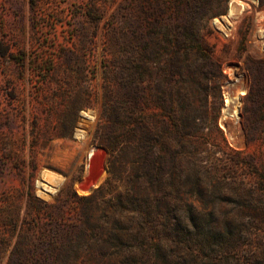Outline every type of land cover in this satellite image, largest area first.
<instances>
[{
  "label": "rangeland",
  "instance_id": "obj_1",
  "mask_svg": "<svg viewBox=\"0 0 264 264\" xmlns=\"http://www.w3.org/2000/svg\"><path fill=\"white\" fill-rule=\"evenodd\" d=\"M236 1L0 0V264H264V96L248 97L264 75V5ZM129 80L146 96L132 125L178 133L166 171L182 183L181 224L163 236L150 224L142 236L135 213L129 236H108L104 201L81 200L109 177L97 133Z\"/></svg>",
  "mask_w": 264,
  "mask_h": 264
},
{
  "label": "trees",
  "instance_id": "obj_2",
  "mask_svg": "<svg viewBox=\"0 0 264 264\" xmlns=\"http://www.w3.org/2000/svg\"><path fill=\"white\" fill-rule=\"evenodd\" d=\"M261 2L264 5V0ZM259 65V68L264 71V62ZM128 86L134 94L124 97L123 108H119L115 103L112 104L109 109L110 123L101 128L102 132L97 133L100 144L109 153L107 161L109 177L94 191L93 195L89 198H81V200L90 201L96 208L102 207L100 200L104 201L105 206L102 207V211L109 210L114 219L111 230L107 232L108 236H129L127 234H131L129 223L121 222L125 218L124 215L129 213L139 216L140 226L144 232L142 236H146L145 233L147 234L149 230L146 227L147 224L152 225L157 236H163L164 233L174 232L181 224L182 183L176 174L172 173L168 177L166 171V163L171 170L179 163V153L171 146V142L176 140L178 133H173L167 125L165 131H168V135L164 139L154 130L153 122L140 120L133 126L132 113L144 110L146 96L141 82L129 80ZM263 96L264 75L260 77L255 74L248 97L254 98L256 102ZM166 112L173 114V108L170 107ZM121 113L123 118L128 119V122L125 123L121 133H118V119ZM136 130L140 133L138 138ZM252 130L255 132L258 129L253 128ZM121 137L123 140H120ZM162 143L165 145L167 157L156 149ZM123 174L126 175L125 192L119 193L116 191ZM259 190L260 200L264 203V183ZM108 195L112 197L107 198ZM85 217L87 219L88 216ZM163 220L173 222V224L162 227L160 224ZM98 229L101 235L105 231L100 227ZM76 261V257L72 258L68 264H75Z\"/></svg>",
  "mask_w": 264,
  "mask_h": 264
},
{
  "label": "bare ground",
  "instance_id": "obj_3",
  "mask_svg": "<svg viewBox=\"0 0 264 264\" xmlns=\"http://www.w3.org/2000/svg\"><path fill=\"white\" fill-rule=\"evenodd\" d=\"M236 1V0H235ZM255 1V0H254ZM238 1H236V3H237ZM241 3V2H240ZM240 5V4H239ZM243 8L245 9V6H243L242 4H241V7L240 8H238V3H237V5H233L232 4V6H231V8H230V11H229V16L228 17H226L225 18V21H226V23H230V24H232L233 23V21H231V19L233 20L234 18H235V16H237L238 15V13L239 12H241L242 10H243ZM236 19V18H235ZM244 94V91L243 90H240V95H243ZM239 99V96H237V98H235V100H238ZM237 102V101H236ZM230 102L228 101V104H229ZM229 109H230V107H229ZM236 109H237V107L235 108V111H234V114H236L237 112H236ZM230 111L229 110H227V113H226V115H225V117L227 116V115H230V113H229ZM84 118L85 119H87V120H92L93 119V117L92 116H90L89 114H84ZM85 132L84 131H82V130H78V137H79V139H84L85 138ZM95 156V151L94 150H91L90 152H89V159L90 160H92L93 159V157ZM94 161V160H93ZM91 163V162H90ZM91 166V165H90ZM52 182V181H51ZM55 187H57L58 185H59V183L58 182H55ZM40 186V189H41V191L39 192L40 194H54L55 192H56V188H54V186H47L46 184H40L39 185Z\"/></svg>",
  "mask_w": 264,
  "mask_h": 264
}]
</instances>
